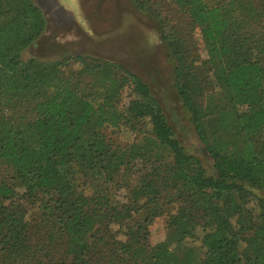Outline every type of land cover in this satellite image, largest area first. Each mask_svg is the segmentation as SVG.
Wrapping results in <instances>:
<instances>
[{
    "label": "trees",
    "instance_id": "trees-1",
    "mask_svg": "<svg viewBox=\"0 0 264 264\" xmlns=\"http://www.w3.org/2000/svg\"><path fill=\"white\" fill-rule=\"evenodd\" d=\"M131 1L216 175L124 66L104 79L89 54L23 61L47 18L35 0H0V264H264V0Z\"/></svg>",
    "mask_w": 264,
    "mask_h": 264
},
{
    "label": "rangeland",
    "instance_id": "rangeland-1",
    "mask_svg": "<svg viewBox=\"0 0 264 264\" xmlns=\"http://www.w3.org/2000/svg\"><path fill=\"white\" fill-rule=\"evenodd\" d=\"M47 18V28L40 39L22 55V60L56 61L62 58L89 54L106 62L104 79L112 75V65L119 64L142 79L160 101L173 127L176 139L193 155L199 157L210 175H216L214 161L200 141L183 108L175 88L174 71L156 25L139 12L131 0H35ZM212 1V0H209ZM202 60H206L203 42ZM232 68L236 62L227 59ZM130 97H125L128 104ZM19 106V103H16ZM105 131V130H104ZM105 135L116 142H132L134 134L106 129ZM0 165V176L2 173ZM126 191L120 195L126 199ZM31 210L29 218L37 216ZM167 235V217L155 221L150 243L163 242Z\"/></svg>",
    "mask_w": 264,
    "mask_h": 264
},
{
    "label": "crops",
    "instance_id": "crops-1",
    "mask_svg": "<svg viewBox=\"0 0 264 264\" xmlns=\"http://www.w3.org/2000/svg\"><path fill=\"white\" fill-rule=\"evenodd\" d=\"M36 2V1H35ZM37 4V3H36ZM38 5V4H37ZM39 6V5H38ZM40 7V6H39ZM41 8V7H40ZM41 10H42V8H41ZM43 11V10H42Z\"/></svg>",
    "mask_w": 264,
    "mask_h": 264
}]
</instances>
